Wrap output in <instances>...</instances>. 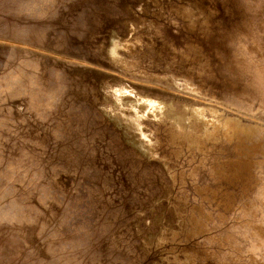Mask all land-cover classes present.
Here are the masks:
<instances>
[{
	"label": "rangeland",
	"instance_id": "374dc122",
	"mask_svg": "<svg viewBox=\"0 0 264 264\" xmlns=\"http://www.w3.org/2000/svg\"><path fill=\"white\" fill-rule=\"evenodd\" d=\"M20 1L0 2V213H7L12 206H18L15 207L13 218L0 219V264H79L80 260V264H264V169L262 174L259 167L264 164V135L254 136L251 133L254 128L264 127V0H192L196 5L191 0H187V3L186 0H59L60 4L58 0H37L34 3L36 7L31 0ZM16 2L21 4L19 10L13 8ZM52 4L56 7L53 8ZM153 4H160L156 7L159 12ZM161 6L167 9L164 10ZM194 9L197 13L193 12ZM145 12L147 14H143ZM151 12H155V15L152 16ZM188 12L192 14L189 15ZM182 13L184 15L181 16ZM177 15L183 18L179 20ZM200 21L203 22L202 25ZM215 23L218 27L221 25V28ZM29 34H34L32 39ZM160 35L162 37L159 38ZM94 41L96 42L93 43ZM117 58L121 60V64ZM162 59L169 64H165ZM23 60L24 63L27 60V66H24ZM153 63H157L155 67ZM113 69H116L115 72ZM132 74L138 75L137 81ZM23 86L25 89H22ZM21 91H26V94ZM187 93L194 95L193 98ZM151 96L154 99L153 106L147 107L146 102L152 101ZM137 98H141V101ZM196 105L200 109H196ZM111 106L113 109H110ZM84 112L87 117L83 115ZM243 115L249 117H242ZM255 117L260 124L256 123L259 121ZM252 118L254 119L251 120ZM236 131L239 135H236ZM245 135L249 140H246ZM250 135L252 137L249 138ZM63 146L66 148H62ZM254 148L257 149L256 152ZM49 150L53 153H49ZM244 151L246 152L243 153ZM249 170L251 172H247ZM249 173L251 175L247 176ZM83 188L86 189L85 192ZM211 194L214 198L209 196ZM77 196L81 198L78 200ZM87 198L91 201L87 202ZM223 198L232 203L235 200L234 206L230 203L233 207L229 208L230 204L228 201L226 204ZM91 202L94 208L91 207ZM83 208H89L87 211L90 213ZM19 217L24 220L18 219ZM97 222L102 223L99 225ZM89 234L92 238H87ZM130 240H133L132 243ZM99 255L102 258H98ZM67 257L73 260L69 261Z\"/></svg>",
	"mask_w": 264,
	"mask_h": 264
},
{
	"label": "bare ground",
	"instance_id": "6f19581e",
	"mask_svg": "<svg viewBox=\"0 0 264 264\" xmlns=\"http://www.w3.org/2000/svg\"><path fill=\"white\" fill-rule=\"evenodd\" d=\"M3 1H4V0H0L1 3H2ZM21 1H22V0H21ZM21 1H20V2H21ZM23 1H24V0H23ZM31 1L33 2L32 5H35L34 3H37V0H31ZM49 1H51V0H49ZM56 1H57V0H56ZM56 1H55V2H56ZM76 1H77V0H76ZM143 1H144V0H143ZM151 1H154V0H151ZM151 1H150V2H151ZM174 1H175V0H174ZM181 1H182V0H181ZM188 1H189V0H188ZM191 1H192V0H191ZM193 1H195V0H193ZM193 1H192V2H193ZM225 1H226V0H225ZM231 1H232V0H231ZM43 2H44V1H43ZM55 2H54V3H55ZM59 2H60V1L58 0V3H59ZM140 2H141V1H140ZM147 2H148V1H147ZM155 2H156V1H155ZM158 2H159V1H158ZM160 2H161V0H160ZM170 2H172V1H170ZM175 2H176V1H175ZM175 2H174V3H175ZM232 2H233V1H232ZM10 3H11V2H10ZM141 3H142V2H141ZM145 3H146V1H145ZM164 3H165V2H164ZM167 3H169V2H167ZM177 3H178V2H177ZM177 3H176V4H177ZM186 3H187V0H186ZM190 3H191V2H190ZM193 3H194V2H193ZM50 4H51V2H50ZM56 4H57V3H56ZM59 4H60V3H59ZM151 4H152V2H151ZM156 4H157V3H156ZM156 4H153V6H155ZM176 4H175V6H176ZM178 4H179V3H178ZM226 4H227V3H226ZM229 4H230V3H229ZM231 4H232V3H231ZM20 5H21V4H19V2H16L15 5L13 6V8L19 10V9H20V8H19ZM22 5H23V3H22ZM52 5H54V4H52ZM128 5H129V4H128ZM139 5H140V4H139ZM142 5H143V4H142ZM159 5H160V4H159ZM159 5H158V6H159ZM168 5H169V4H168ZM170 5H172V4H170ZM170 5H169V6H170ZM182 5H183V4H182ZM191 5H192V4H191ZM193 5H196V3H194ZM205 5H206V4H205ZM37 6H38V5H37ZM50 6H51V5H50ZM57 6H58V4H57ZM92 6H93V5H92ZM136 6H138V5H136ZM146 6H147V5H146ZM158 6H157V5L155 6V9H156V10L158 9V8H156V7H158ZM179 6H180V5H179ZM185 6H187V5H185ZM227 6H228V10H229V5L227 4ZM35 7H36V5H35ZM55 7H56V6L54 5L53 8H55ZM89 7H90V6H89ZM129 7H130V6H129ZM134 7H135V6H134ZM143 7H144V6H143ZM143 7H142V8H143ZM161 7H162V6H161ZM188 7H189V6H188ZM230 7H231V6H230ZM85 8H88V7H85ZM130 8H131V7H130ZM140 8H141V6H140ZM145 8L147 9V7H145ZM148 8H150L151 10L153 9V8H151V7H148ZM162 8H163V7H162ZM168 8H169V7H168ZM177 8H178V6H177ZM177 8L174 7V9H176V10H177ZM195 8H196V7H195ZM239 8H240V7H239ZM163 9H164V8H163ZM163 9H162V11H163ZM165 9H167V8H165ZM165 9H164V10H165ZM179 9H180V8H179ZM189 9H191V7H189ZM223 9H224V8H223ZM230 9H231V8H230ZM235 9H236V8H235ZM235 9H234V10H235ZM88 10H89V9H88ZM94 10H95V9H94ZM97 10H98V9H97ZM131 10H132V9H131ZM156 10H155V11H156ZM172 10H173V9H172ZM187 10H188V9H187ZM198 10H199V9H198ZM198 10H197V11H198ZM31 11H32V8H31ZM31 11H29V12H31ZM98 11H99V10H98ZM133 11H134V10H133ZM143 11H144V9H143ZM157 11H158V10H157ZM167 11L169 12V9H168ZM179 11H180V10H179ZM215 11H216V10H215ZM237 11H238V9H237ZM35 12H36V10H35ZM137 12H138V11H137ZM158 12H159V11H158ZM172 12H173V11H172ZM191 12H192V11H191ZM191 12H190V13H191ZM193 12H196V10L194 9ZM198 12H199V11H198ZM206 12H207V11H206ZM232 12H233V11H232ZM238 12H239V11H238ZM91 13H92V12H91ZM151 13H152V12H151ZM151 13H150V14H151ZM153 13H154V14H153ZM153 13H152V16L155 15V12H153ZM160 13H161V12H160ZM160 13H159V14H160ZM166 13H167V12H166ZM173 13H174V12H173ZM173 13H172V14H173ZM176 13H177V12H176ZM178 13H179V12H178ZM188 13H189V12H188ZM190 13H189V15L192 14V13H191V14H190ZM196 13H197V12H196ZM225 13H226V12H225ZM227 13H228V12H227ZM82 14H83V13H82ZM134 14H135V13H134ZM136 14H137V13H136ZM143 14H147V13L145 12V13H143ZM156 14H157V13H156ZM170 14H171V12H170ZM170 14H169V15H170ZM194 14H195V13H194ZM201 14H203V13L201 12ZM235 14H236V13H234V15H235ZM78 15H80V14H78ZM125 15H126V14H125ZM161 15H162V13H161ZM161 15H160V16H161ZM174 15H175V14H174ZM174 15H173V16H174ZM178 15H179V14H178ZM178 15H177V17H178ZM182 15H184V13H182L181 16H182ZM212 15H213V14H212ZM224 15H226V14H224ZM232 15H233V14H231V17L233 18L234 15H233V16H232ZM134 16H135V15H134ZM138 16H139V15H137V19H138ZM157 16H158V15H157ZM165 16H167V15L165 14ZM186 16H187V15H186ZM205 16H206V15H205ZM205 16H204V18H205ZM227 16H228V15H227ZM140 17L143 18V16H140ZM140 17H139V18H140ZM162 17H163V16H162ZM174 17H175V16H174ZM195 17H196V16H195ZM198 17H201V16H198ZM198 17H197V18H198ZM206 17H207V16H206ZM231 17H230V18H231ZM80 18H81V15H80ZM83 18H84V17H83ZM145 18H148V17H145ZM155 18H156V17H155ZM158 18H159V17H158ZM160 18H161V17H160ZM178 18H179V20H180V19H182L183 17H182V18H181V17H178ZM189 18H190V17H189ZM201 18H202V17H201ZM235 18H236V16H235ZM87 19H88V18H87ZM93 19H94V17H93ZM143 19H144V18H143ZM153 19H154V18H153ZM186 19H187V18L185 17L184 20H186ZM194 19H195V18H193V20H194ZM198 19H199V18H198ZM205 19H206V18H205ZM205 19H203V20H205ZM233 19H234V18H233ZM78 20H79V19H78ZM82 20H83V19H82ZM82 20H80V22H81ZM85 20H86V19H85ZM150 20H151V19H149V21H150ZM162 20H163V19H162ZM165 20H167V19H165ZM193 20H192V21H193ZM203 20H202V21H203ZM206 20H207V19H206ZM206 20H205V21H206ZM219 20H222V18H221V19L219 18ZM228 20H229V19H228ZM236 20H237V19H236ZM143 21H144V20H143ZM156 21H157V20H156ZM156 21H155V22H156ZM170 21H171V20H170ZM170 21H168V22H170ZM195 21H197V19H196ZM202 21H200V22H202ZM237 21H238V20H237ZM80 22H79V23H80ZM126 22H127V21H126ZM126 22H125V23H126ZM140 22H141V20H140ZM151 22H152V21H151ZM153 22H154V20H153ZM181 22H182V21H181ZM188 22H190V21L188 20ZM207 22H208V21H207ZM214 22H215V21H214ZM214 22H213V23H214ZM216 22H217V21H216ZM226 22H227V21H226ZM233 22H234V21H233ZM238 22H239V21H238ZM250 22H251V21H250ZM82 23H83V22H82ZM128 23H129V22H128ZM175 23H176V22H175ZM175 23H174V24H175ZM197 23L200 24L199 22H197ZM229 23H230V21H229ZM134 24H135V23H134ZM136 24H138V23H136ZM153 24H154V23H153ZM157 24H158V23H157ZM159 24H160V21H159ZM161 24H162V21H161ZM184 24H185V22H184ZM202 24H203V22L201 23V25H202ZM210 24H212V23H210ZM217 24H219V23H217ZM220 24H222V23H220ZM224 24H225V22H224ZM258 24H259V23H258ZM155 25H156V23H155ZM169 25H170V24H169ZM181 25H182V24H181ZM193 25H194V24H193ZM201 25H200V27H201ZM208 25H209V24H208ZM214 25H216V23H215ZM231 25H232V24H231ZM85 26H86V25H85ZM211 26H212V25H211ZM216 26H217V25H216ZM222 26H223V24H222ZM226 26H227V25H226ZM87 27H88V26H87ZM87 27H86V28H87ZM137 27H138V26H137ZM137 27H135V28H137ZM171 27H172V26H171ZM192 27H193V26H192ZM192 27H191V28H192ZM203 27H205V26L203 25ZM212 27H213V26H212ZM217 27H218V26H217ZM219 27L221 28V25H220ZM219 27H218V28H219ZM257 27H258V26H257ZM183 28H184V27H183ZM189 28H190V27H189ZM196 28H198V26H197ZM205 28H206V27H205ZM215 28H216V27H215ZM215 28H214V29H215ZM150 29H151V28H150ZM154 29H155V28H154ZM194 29H195V28H194ZM209 29H210V28H209ZM224 29H225V25H224ZM15 30H16V29H15ZM87 30H88V28H87ZM201 30H202V29H201ZM201 30H200V31H201ZM212 30H213V29H212ZM262 30H263V29H262ZM33 31H34V30H33ZM128 31H130L129 28H128ZM138 31H139V30H138ZM140 31H142V30H140ZM205 31L207 32L206 29H205ZM205 31H204V32H205ZM209 31H210V30H209ZM16 32H18V31H16ZM29 32H31V30H30ZM142 32H143V31H142ZM145 32H146V31H145ZM145 32H144V33H145ZM190 32H191V29H190ZM197 32H198V31H197ZM202 32H203V31H202ZM204 32H203V33H204ZM206 32H205V33H206ZM213 32H215V31H213ZM19 33H20V32H19ZM31 33H33V32H31ZM134 33H135V32H134ZM152 33H153V32H152ZM154 33H155V32H154ZM208 33H210V32H208ZM211 33H212V32H211ZM211 33H210V34H211ZM12 34H14V33L12 32ZM20 34H22V32H21ZM87 34H88V33H87ZM147 34H149V33H147ZM215 34H216V33H215ZM221 34H222V33H221ZM31 35H32V34H31ZM31 35L29 34V37L32 39V37L34 36V34H33V36H31ZM37 35H38V34H37ZM37 35H35V36H37ZM60 35H61V34H60ZM90 35H91V34H90ZM93 35H94V34H93ZM151 35H152V34H151ZM208 35H209V34H208ZM213 35H214V34H213ZM213 35H212V36H213ZM21 36H22V35H21ZM91 36H92V35H91ZM91 36H90V37H91ZM38 37H40V36H38ZM38 37H34V38H38ZM43 37H44V36H43ZM52 37H53V36H52ZM63 37H65V36H63ZM93 37H94V36H93ZM127 37H128V35H127ZM156 37H157V36H156ZM160 37H162V35H160L159 38H160ZM163 37H164V35H163ZM46 38H47V36H46ZM58 38H59V37H58ZM60 38H61V36H60ZM203 38H204V36H203ZM206 38H209V37L206 36ZM93 39H94V38H93ZM121 39H122V38H121ZM155 39H156V38H155ZM163 39H164V38H163ZM210 39H211V38H210ZM35 40H36V39H35ZM38 40H39V39H38ZM43 40H44V39H43ZM64 40H65V38H64ZM66 40H67V39H66ZM157 40H158V39H157ZM159 40H160V39H159ZM205 40H206V39H205ZM96 41H97V40H96ZM96 41H94L93 43H95ZM211 41H212V39H211ZM39 42H40V41H39ZM45 42H46V41H45ZM91 42H92V41H91ZM115 42H116V41H115ZM122 42H123V40H122ZM213 42H214V41H213ZM40 43H41V42H40ZM48 43H49V42H48ZM63 43H64V42H63ZM118 43H120V42H118ZM209 43H210V42H209ZM211 43H212V42H211ZM211 43H210V44H211ZM46 44H47V43H46ZM90 44H91V43H90ZM129 44H130V43H129ZM160 44H161V42H160ZM193 44H194V43H193ZM214 44H215V43H214ZM217 44H218V43H217ZM40 45H41V44H40ZM100 45H101V43H100ZM163 45H164V44H163ZM171 45H172V44H171ZM186 45H187V44H186ZM196 45H197V44H196ZM48 46H49V45H48ZM66 46H67V45H66ZM93 46H94V45H93ZM116 46H118L117 43H116ZM187 46H188V45H187ZM215 46H216V45H215ZM45 47H46V46H45ZM50 47H51V46H50ZM165 47H166V46H165ZM190 47H191V46H190ZM216 47H217V46H216ZM58 48H59V46H58ZM94 48H95V46H94ZM107 48H108V47H107ZM53 49H54V48H53ZM97 49H98V48H97ZM117 49L119 50L118 47H117ZM131 49H132V48H131ZM151 49H152V47H151ZM168 49H169V47H168ZM198 49H199V48H198ZM200 49H201V48H200ZM147 50H148V49H147ZM157 50H158V49H157ZM157 50H156V52H157ZM129 51H130V50H129ZM150 51H151V50H150ZM150 51H149V53H150ZM152 51L155 52V50H152ZM199 51H200V50H199ZM105 52H106V51H105ZM131 52H132V50H131ZM147 52H148V51H147ZM203 52H204V51H203ZM107 53H108V52H107ZM160 53H161V52H160ZM197 53H198V52H197ZM200 53H201V52H200ZM115 54H117V53L115 52ZM156 54H157V53H156ZM166 54H167V53H166ZM113 55H114V54H113ZM113 55H112V56H113ZM146 55L149 56L150 54H149V55L146 54ZM158 55H159V54H158ZM202 55H203V56H202L203 58H206V59H207V57H204V54H202ZM116 56H117V55H116ZM132 56H133V55H132ZM197 56H198V55H197ZM109 57H110V56H109ZM161 57H162V56H160V59H161ZM199 57H200V56H199ZM199 57H198V58H199ZM20 58H21V57H20ZM114 58H115V57H114ZM167 58H168V57H167ZM167 58H166V60H167ZM28 59H29V58H28ZM117 59H118V58H117ZM127 59H128V58H127ZM148 59H149V57H148ZM148 59H147V60H148ZM155 59H156V58H155ZM155 59H154V60H155ZM195 59H196V57H195ZM17 60H18V58H17ZM125 60H126V59H125ZM128 60H129V59H128ZM128 60H127V61H128ZM131 60H132V59H131ZM162 60H163V59H162ZM20 61H22V59H21ZM115 61H116V60H115ZM118 61H119L118 63L121 64V60L118 59ZM145 61H146V60H145ZM167 61H169V59H168ZM208 61H209V60H208ZM17 62H19V61H17ZM26 62H27V60L25 61V63H26ZM32 62H33V60H32ZM122 62H124L123 59H122ZM149 62H150V61H149ZM151 62H153V60H152ZM151 62H150V63H151ZM154 62H155V61H154ZM156 62H157V61H156ZM163 62H164V60H163ZM19 63H20V62H19ZM22 63H24V60H23ZM25 63H24V66L26 65ZM33 63H35V62H33ZM115 63H116V62H115ZM125 63H126V62H125ZM150 63H149V64H150ZM164 63H165V62H164ZM166 63H168V62H166ZM166 63H165V64H166ZM113 64H114V63H113ZM120 64H119V65H120ZM144 64H146V63H144ZM151 64H152V63H151ZM153 64H154V63H153ZM156 64H157V63H155L153 66L155 67ZM168 64H169V63H168ZM168 64H167V65H168ZM181 64H182V63H181ZM30 65H31V64H30ZM34 65H35V64H34ZM119 65H118V66H119ZM122 65H125V64H122ZM147 65H148V64H147ZM147 65H146V66H147ZM167 65H165V66H167ZM175 65H176V64H175ZM184 65H186V64H184ZM208 65H209V64H208ZM26 66H27V65H26ZM114 66H115V65H114ZM118 66L116 67V69L118 68ZM146 66H145V67H146ZM160 66H161V65H160ZM160 66H159V67H160ZM20 67H21V66H20ZM126 67H127V66H126ZM147 67L150 68L149 65H148ZM168 67H169V66H168ZM208 67H209V66H208ZM106 68L108 69L109 67H106ZM106 68H105V69H106ZM151 68H153V67L151 66ZM161 68H163V66H162ZM166 68H167V67H166ZM166 68H165V69H166ZM170 68H171V67H170ZM174 68H175V67H174ZM174 68H173V70H174ZM179 68H180V67H179ZM110 69H111V68H110ZM116 69H115V70H116ZM181 69H183V64H182ZM205 69H206V68H205ZM50 70H51V68H50ZM96 70H97V69H96ZM113 70H114V69H113ZM115 70H114V72H115ZM145 70H146V69H145ZM151 70H154V69H151ZM151 70H150V71H151ZM156 70H159V69L157 68ZM156 70H155V71H156ZM206 70H207V69H206ZM209 70H210V68L208 69V71H209ZM159 71H160V70H159ZM166 71H168V70H166ZM180 71H181V70H180ZM211 71H212V70H211ZM110 72H111V71H110ZM119 72H120V71H119ZM153 72H154V71H153ZM156 72H157V71H156ZM173 72H175V71H173ZM183 72H185V71H183ZM183 72H182V73H183ZM188 72H189V71H188ZM48 73H49V72H48ZM104 73H106V72H104ZM112 73H113V72H112ZM125 73H126V72H125ZM129 73H130V72H129ZM129 73H128V74H129ZM131 73H132V72H131ZM159 73H160V72H159ZM144 74H145V73H144ZM176 74H179V72H178V73L176 72ZM208 74H209V73H208ZM211 74H212V73H211ZM114 75H115V73H114ZM119 75H120V74H119ZM126 75H127V74H125V77H126ZM132 75L135 76V74H132ZM145 75L147 76V74H145ZM187 75H188V74H187ZM212 75H213V74H212ZM120 76H121V75H120ZM128 76H129V75H128ZM137 76H138V75H137ZM137 76H135V77H136V81L138 80V79H137ZM122 77H123V76H122ZM125 77H124V78H125ZM129 77H132V76H129ZM135 77H134V79H135ZM140 77H141V76H140ZM140 77H139V78H140ZM203 77H205V76H203ZM118 78H120V77H118ZM147 78H148V77H147ZM147 78H146V79H147ZM121 79H122V78H121ZM125 79H126V78H125ZM140 79L143 80L144 78H140ZM140 79H139V80H140ZM149 79H150V78H149ZM227 79H228V78H227ZM123 80H124V79H123ZM204 80H205V79H204ZM212 80H213V79H212ZM127 81H128V80H127ZM133 81H134V80H133ZM152 81H153V80H152ZM165 81H166V80H165ZM167 81H168V80H167ZM201 81H202V80H201ZM29 82H30V81H29ZM146 82H147V81H146ZM156 82H158V81H156ZM206 82H207V81H206ZM25 83L28 84V82H25ZM134 83H135V82H134ZM139 83H140V82H139ZM154 83H155V82H154ZM160 83H162V82H160ZM169 83L172 84L171 82H169ZM169 83H166V84H169ZM30 84H31V83H30ZM163 84H164V83H163ZM207 84H208V82H207ZM22 85H23V84H22ZM28 85H29V84H28ZM16 86H17V85H16ZM24 86H25V85H24ZM24 86H23V87H24ZM29 86H30V85H29ZM33 86H34V85H33ZM168 86H170V85H168ZM171 86H173V85H171ZM171 86H170V87H171ZM211 86H212V85L210 84V87H211ZM213 86H214V85H213ZM112 87H113V86H112ZM121 87H122V86H121ZM170 87H169V88H170ZM206 87H207V85H206ZM214 87H215V86H214ZM14 88H16V87H14ZM18 88H19V87H18ZM18 88H17V89H18ZM26 88H27V87H26ZM29 88H30V87H29ZM34 88L36 89V87H34ZM128 88H130V87H128ZM131 88H132V87H131ZM151 88H152V87H151ZM12 89H13V88H12ZM22 89H25V87L22 88ZM31 89H32V87L30 88V90H31ZM155 89H156V88H155ZM175 89H176V88H175ZM13 90H14V89H13ZM36 90H37V89H36ZM36 90H35V91H36ZM111 90H112V88H111ZM126 90H127V89H126ZM126 90H125V93H126ZM177 90H178V89H177ZM179 90H181V89H179ZM18 91H19V90H18ZM35 91H33V92H35ZM81 91H82V90H81ZM127 91H128V90H127ZM130 91H132V90H130ZM133 91H134V90H133ZM133 91H132V92H133ZM181 91H182V90H181ZM215 91H216V90H215ZM11 92H12V91H11ZM21 92H22V91H21ZM111 92H112V91H111ZM132 92H131V93H132ZM137 92H138V91H137ZM137 92H136V93H137ZM140 92H141V91H140ZM140 92H139V93H140ZM219 92H220V91H219ZM14 93H15V91H14ZM22 93H25V94H26V91H25V92H22ZM31 93H32V92H31ZM31 93H29V94H31ZM113 93H114V92H113ZM115 93H116V91H115ZM136 93H135V94H136ZM9 94H10V93H9ZM12 94H13V93H12ZM18 94H19V93H18ZM18 94H17V95H18ZM29 94H28V95H29ZM110 94H111V93H110ZM126 94H127V93H126ZM187 94H189V93H187ZM206 94H208V93L206 92ZM17 95H16V97H17ZM19 95L21 96V94H19ZM34 95H35V93H34ZM36 95H37V94H36ZM127 95H129V94H127ZM137 95H138V93H137ZM142 95H143V93H142ZM156 95H157V94H156ZM189 95H190V94H189ZM29 96H33V94H32V95H29ZM143 96H144V95H143ZM147 96H148V94H147ZM190 96H192V95H190ZM193 96H194V95H193ZM193 96H192L191 98H193ZM214 96H215V94H214ZM10 97L13 98L12 95H11ZM73 97H74V96H73ZM132 97H133V96H132ZM139 97H141V96H139ZM139 97H138V98H139ZM180 97H181V96H180ZM218 97H219V96H218ZM133 98H135V97H133ZM138 98H137V99H138ZM144 98H145V97H144ZM148 98H149V97H148ZM148 98H146V99H148ZM184 98H185V97H184ZM196 98H197V97H196ZM131 99H132V98H131ZM135 99H136V98H135ZM135 99H134V100H135ZM140 99H141V98H140ZM140 99H138V100H140ZM155 99H157V98H155ZM158 99H159V98H158ZM174 99H175V98H174ZM216 99H218V98H216ZM2 100H4V98H2ZM19 100H21V99H19ZM51 100H53V99H51ZM151 100H152L153 102L150 101V100H148V101L146 100L147 102L145 101L146 104L148 105L147 107H149V106H150V107L153 106L154 99L152 98V96H151ZM198 100H199V99H198ZM201 100L203 101V99H201ZM78 101H79V100H78ZM116 101H117V100H116ZM118 101H120V99H119ZM140 101H141V100H140ZM205 101H206V100H205ZM32 102L34 103V101H32ZM198 102H199V101H198ZM207 102H208V101H207ZM210 102L212 103V101H210ZM20 103H21V102H20ZM22 103H23V102H22ZM74 103H75V102H74ZM85 103H86V102H85ZM137 103H138V102H137ZM137 103H136V104H137ZM141 103H142V102H141ZM77 104H78V103H77ZM77 104H76L75 108L77 107ZM119 104H120V103H119ZM142 104H143V103H142ZM156 104H157V103L155 102V105H156ZM159 104H160V103H159ZM216 104H217V102H216ZM216 104H215V105H216ZM48 105H49V104H48ZM52 105H53V104H52ZM52 105H51V106H52ZM81 105H82V104H81ZM193 105H195V104H193ZM208 105H210V104H208ZM221 105H222V104H220V106H221ZM256 105H257V104H256ZM64 106H65V105H64ZM86 106H87V105H86ZM98 106H99V105H98ZM120 106H121V105H120ZM129 106H130V103H129ZM129 106H128V107H129ZM162 106H163V105H162ZM173 106H174V105H173ZM197 106H198V105H196V107H197ZM200 106H201V104H200ZM206 106H207V105H206ZM217 106H219V104H218ZM73 107H74V105H73ZM87 107H88V106H87ZM105 107H106V106H104V108H105ZM121 107H122V106H121ZM193 107H195V106H193ZM210 107H211V106H210ZM215 107H216V106H215ZM229 107H231V106H229ZM83 108H84V107H83ZM134 108H135V107H134ZM163 108H164V107H163ZM198 108H199V106H198L196 109H198ZM207 108H208V107H207ZM223 108H224V107H223ZM223 108H222V109H223ZM232 108H233V107H232ZM81 109H82V108H81ZM105 109H106V108H105ZM107 109H108V108H107ZM110 109H113L112 106H111ZM127 109H128V108H127ZM130 109H131V108H130ZM152 109H153V108H152ZM158 109H159V108H158ZM190 109L193 110L194 108H190ZM199 109H200V108H199ZM201 109H202V108H201ZM203 109H204V108H203ZM222 109H221V110H222ZM224 109H226V108H224ZM233 109H236V108H233ZM82 110H83V109H82ZM155 110H156V109H155ZM160 110H161V107H160ZM160 110H159V113H160ZM206 110H207V109H206ZM228 110H229V108H228ZM236 110H238V109H236ZM127 111H128V110H127ZM134 111H136V110H134ZM134 111H133V112H134ZM148 111H151V110H148ZM157 111H158V110H157ZM200 111H201V110H200ZM203 111H204V110H203ZM211 111H212V110H210V108H209V112H211ZM223 111H224V110H223ZM223 111H222V112H223ZM232 111H233V110H232ZM238 111H240V110H238ZM61 112H62V111H61ZM79 112H80V111H79ZM117 112H118V110H117ZM120 112H121V111H120ZM139 112H141V111H139ZM142 112H143V111H142ZM201 112H202V111H201ZM207 112H208V111H207ZM227 112H228V111H227ZM227 112H226V113H227ZM234 112H235V111H234ZM84 113H85V114H83V115H85V117H87L86 112H84ZM125 113H127V112H125ZM153 113H154V112H152V114H153ZM195 113H196V110H195ZM197 113H198V112H197ZM217 113H221V112H218V111H217ZM217 113H216V114H217ZM231 113H232V112H231ZM237 113H238V112H237ZM244 113H245V112H244ZM81 114H82V113H81ZM121 114H122V112H121ZM128 114H129V113H128ZM143 114H144V112H143ZM145 114H146V112H145ZM187 114H188V113H187ZM234 114H235V113H234ZM70 115H71V114H70ZM73 115H74V114H73ZM113 115H114V114H113ZM122 115H123V114H122ZM122 115H121V117H123ZM131 115H132V113H131ZM199 115H200V114L198 113V116H199ZM238 115H239V113H238ZM240 115H241V113H240ZM259 115H260V114H259ZM76 116H78V115H76ZM92 116H93V115H92ZM116 116H117V115H116ZM129 116H130V115H129ZM152 116H155V115H152ZM160 116H161V115H160ZM236 116H237V115H236ZM245 116H246L247 118L249 117V116H247V115H245ZM245 116L243 115L242 117H245ZM74 117H75V116H74ZM126 117H128V115H127ZM126 117H125V118H126ZM132 117H133V116H132ZM146 117H147V116H146ZM200 117H201V116H200ZM226 117H227V116H226ZM252 117H254V116H252ZM72 118H73V117H72ZM82 118H83V116H82ZM133 118H134V117H133ZM152 118H153V117H152ZM155 118H156V120H157V117H156V116H155ZM250 118H251V116H250ZM256 118H257V117H255V119H256ZM68 119H69V118H68ZM83 119H85V118H83ZM163 119H164V117H163ZM227 119H228V117H227ZM239 119H240V118H239ZM253 119H254V118H252L251 120H253ZM262 119H263V118H262ZM126 120H127V118H126ZM172 120H173V119H172ZM172 120H170V122H171ZM185 120H186V119H185ZM188 120H189V119H188ZM229 120H230V118H229ZM232 120H233V119H232ZM245 120H246V118H245ZM257 120H258V118H257ZM257 120H256V121H257ZM58 121H60V120L58 119ZM69 121H70V120H69ZM69 121H68V123H69ZM75 121H76V118H75ZM208 121H209V120H208ZM241 121H242V120H241ZM258 121H259V120H258ZM71 122H72V120H71ZM82 122H83V121H82ZM127 122H128V121H127ZM173 122H175V121H173ZM204 122H206V121H204ZM58 123H59V122H58ZM63 123H64V122H63ZM68 123H67V125H68ZM77 123H78V122H77ZM83 123H85V122H83ZM91 123H92V122H91ZM156 123H157V122H156ZM175 123H176V122H175ZM225 123H226V122H225ZM241 123H242V122H241ZM256 123H259V124H260V121H259V122H256ZM261 123H263V122H261ZM60 124H62V123H60ZM69 124H70V123H69ZM79 124H80V123H79ZM81 124H82V123H81ZM85 124H86V123H85ZM87 124H88V122H87ZM130 124H131V123H130ZM133 124H134V123H133ZM154 124H155V123H154ZM216 124H217V123H216ZM226 124H227V123H226ZM54 125H55V124H54ZM62 125H63V124H62ZM70 125H71V124H70ZM122 125H123V124H122ZM157 125H158V124H157ZM159 125H160V124H159ZM163 125H164V124H163ZM168 125H169V124H168ZM188 125H189V124H188ZM206 125H207V123H206ZM227 125H229V124H227ZM230 125H231V124H230ZM245 125H247V124H245ZM261 125H262V124H261ZM46 126H48V125H46ZM59 126H60V125H59ZM73 126H74V124H73ZM82 126H83V125H82ZM84 126H85V125H84ZM84 126H83V127H84ZM134 126H135V125H134ZM161 126H162V125H161ZM161 126H160V127H161ZM171 126H172V125H171ZM234 126H236V125H234ZM239 126H240V125H239ZM247 126H248V127H251V126H249V125H247ZM252 126H253V125H252ZM255 126H256V125H255ZM259 126H260V125H259ZM263 126H264V124H263ZM57 127H58V126H57ZM60 127H61V126H60ZM62 127H64V126H62ZM76 127H77V126H76ZM136 127H137V126H135V128H136ZM186 127H187V125H186ZM236 127H237V126H236ZM243 127H245V126H243ZM256 127H258V126H256ZM47 128H49V127H47ZM47 128H46V130H47ZM51 128H52V127H51ZM58 128H59V127H58ZM80 128H81V127L79 126V129H80ZM164 128H165V127H164ZM166 128H167V127H166ZM175 128H176V126H175ZM175 128H174V130H175ZM232 128H233V127H232ZM232 128H231V129H232ZM246 128H247V127H246ZM252 128H253V127H251V129H252ZM68 129H69V127H68ZM83 129H84V128H83ZM148 129H149V128H148ZM172 129H173V128H172ZM181 129H183V128H181ZM184 129H185V128H184ZM51 130H52V129H51ZM51 130H50V132H51ZM53 130H55V129H53ZM162 130H163V128H162ZM164 130H165V129H164ZM190 130H191V129H190ZM234 130H235V129H234ZM240 130H241V129H240ZM240 130H239V131H240ZM47 131H48V130H47ZM167 131H168V130H167ZM192 131H193V130H192ZM197 131H198V130H197ZM200 131H201V130H200ZM227 131H229V129H228ZM230 131H231V130H230ZM243 131H244V130H243ZM246 131H247V130H246ZM56 132H57V130H56ZM56 132H54V133H56ZM60 132H61V131H60ZM64 132H65V130H64ZM137 132H138V134H139V131H138V130H137ZM149 132H150V131H149ZM176 132H177V131H176ZM194 132H195V131H194ZM201 132H202V131H201ZM231 132H232V131H231ZM231 132H229V133H231ZM236 132H237L238 134H236V133H235V134H236V135H239V132H238V131H236ZM248 132H249V131H248ZM252 132H253L254 136H257V135H259V134H260V135H264V127H263V128H262V127L254 128L253 131H251V133H252ZM57 133H59V132H57ZM73 133H74V131H73ZM81 133H82V132H81ZM128 133H130V132H128ZM144 133H145V132H144ZM144 133H143V135H144ZM182 133H183V132H182ZM224 133H225V131H224ZM245 133H246V132H245ZM251 133H249V134H251ZM45 134H46V133H45ZM51 134H52V133H51ZM59 134H60V133H59ZM59 134L57 135V139H59V138H58ZM66 134H67V133H64V135H66ZM136 134H137V133H136ZM145 134H146V133H145ZM166 134H167V133H166ZM179 134H181V133H179ZM207 134H208V133H207ZM233 134H234V133H233ZM243 134H244V133H243ZM41 135H42V134H41ZM67 135H68V134H67ZM146 135H147V134H146ZM146 135H145V136H146ZM164 135H165V133H164ZM168 135H169V134H168ZM227 135H228V132H227ZM229 135H230V134H229ZM229 135H228V136H229ZM231 135H232V134H231ZM251 135H252V134H251ZM251 135L249 136V138L252 137ZM39 136H40V135H39ZM52 136H53V135H52ZM145 136H144V138H145ZM147 136H148V135H147ZM188 136H189V135H188ZM224 136L226 137V135H224ZM228 136H227V137H228ZM233 136H234V135H233ZM233 136H232V138H233ZM53 137H54V136H53ZM62 137H63V136H62ZM82 137H83V135H82ZM168 137H170V136H168ZM184 137H185V135H184ZM189 137H190V136H189ZM242 137H243V136H242ZM245 137H247V138H246V140H247V139H248V136L245 135ZM40 138H41V137H40ZM47 138H48V137H47ZM55 138H56V137H55ZM60 138H61V137H60ZM83 138H85V137H83ZM139 138H140V137H139ZM141 138H142V137H141ZM144 138H142V139H144ZM147 138H148V137H147ZM190 138H191V137H190ZM230 138H231V136H230ZM232 138H231V139H232ZM236 138H238V137L236 136ZM57 139H56V140H57ZM61 139H62V138H61ZM63 139H64V138H63ZM65 139H66V137H65ZM67 139H68V138H67ZM67 139H66V140H67ZM74 139H75V138H74ZM78 139H79V138H78ZM85 139H86V138H85ZM89 139H90V138H89ZM124 139H125V138H124ZM198 139H199V138H198ZM202 139H203V138H202ZM211 139H212V138H211ZM211 139H210V140H211ZM228 139H229V138H228ZM231 139H229V140H231ZM239 139L241 140V138H239ZM47 140H48V139H46V141H47ZM66 140H65V141H66ZM152 140H153V139H152ZM170 140H171V139H170ZM200 140H201V139H200ZM240 140H239V141H240ZM248 140H249V139H248ZM49 141H50V140H49ZM62 141H63V140H62ZM65 141H64V142H65ZM100 141H101V140H100ZM141 141H142V140H141ZM145 141H146V139H145ZM186 141H187V140H186ZM193 141H195V140L193 139ZM50 142H51V141H50ZM52 142H53V141H52ZM137 142H138V141H137ZM146 142H148V141H146ZM173 142H174V141H173ZM178 142H180V141H178ZM178 142H177V143H178ZM187 142H189V141H187ZM198 142H199V141H198ZM202 142H203V141H202ZM259 142H260V141H259ZM43 143H44V142H43ZM47 143H49V142H47ZM62 143H63V142H62ZM74 143H75V142L73 141V144H74ZM76 143H78V142L76 141ZM200 143H201V142H200ZM240 143H243V142H240ZM144 144H145V143H144ZM146 144H147V143H146ZM149 144H150V143H149ZM171 144H172V143H171ZM201 144H202V143H201ZM229 144H230V143H229ZM243 144H244V143H243ZM260 144H261V142H260ZM260 144H259V145H260ZM46 145H47V144H46ZM51 145H54V144L52 143ZM51 145H50V146H51ZM63 145H64V144H63ZM71 145H72V144H71ZM86 145H87V144H86ZM183 145H184V144H183ZM183 145H181V146H183ZM186 145H187V144H186ZM202 145H204V143H203ZM235 145H236V144H235ZM244 145H245V144H244ZM252 145H253V143H252ZM252 145H249V146L252 147ZM48 146H49V145H48ZM61 146H62V144H61ZM149 146H150V145H149ZM174 146H175V145H174ZM174 146H173V147H174ZM200 146H201V145H200ZM239 146H240V145H239ZM241 146H242V145H241ZM245 146H246V145H245ZM247 146H248V145H247ZM260 146H261V145H260ZM53 147H55V145H54ZM72 147H73V146H72ZM74 147H77V146H74ZM106 147H107V146H106ZM243 147H244V146H243ZM256 147H257V146H256ZM258 147H259V146H258ZM62 148L65 149L66 147L63 146ZM151 148H152V147H151ZM234 148H235V146H234ZM239 148H240V147H239ZM260 148H261V147H260ZM48 149H49V148H48ZM181 149H182V148H181ZM237 149H238V148H237ZM241 149H242V148H241ZM248 149H249V148H248ZM261 149H262V148H261ZM44 150H45V149H44ZM77 150H78V149H77ZM88 150H89V149H88ZM110 150H111V149H110ZM172 150H174V148H173ZM175 150H176V149H175ZM249 150H250V149H249ZM256 150H257V149L254 148V151H255V152H256ZM258 150H259V149H258ZM57 151H59V150H57ZM113 151H114V150H113ZM117 151H118V150H117ZM176 151H177V150H176ZM176 151H175V152L173 151V152L177 154ZM233 151H235V150H233ZM260 151H261V150H260ZM44 152H45V151H44ZM47 152H48V151H47ZM50 152H51V151L49 150V153H50ZM148 152H150V151H148ZM245 152H246V151H244L243 153H245ZM250 152H251V151H250ZM257 152H258V151H257ZM49 153H47V154H49ZM52 153H53V152H51V154H52ZM54 153H55V152H54ZM117 153H118V152H117ZM150 153H152V152H150ZM150 153H149V154H150ZM232 153H233V152H232ZM237 153H238V152H237ZM243 153H242V154H243ZM247 153H248V152H247ZM47 154H46V155H47ZM55 154H56V153H55ZM80 154H81V153H80ZM193 154H194V153H193ZM263 154H264V153H263ZM43 155H44V154H43ZM59 155H60V154H59ZM59 155H58V156H59ZM81 155H82V154H81ZM84 155H85V154H84ZM171 155H172V154H171ZM218 155H219V154H218ZM235 155H236V153H235ZM240 155H241V154H240ZM250 155H252V154H250ZM259 155H260V154H259ZM50 156H51V155H50ZM67 156H68V155H67ZM85 156H86V155H85ZM228 156H230V155H228ZM247 156H249V155H247ZM65 157H66V156H65ZM179 157H180V156H179ZM225 157H226V156H225ZM237 157H238V154H237ZM249 157H250V156H249ZM44 158L46 159V156H44ZM51 158H52V157H51ZM59 158H61V157H59ZM170 158H171V157H170ZM247 158H248V157H247ZM41 159H42V157H41ZM91 159H92V158H91ZM155 159H156V158H155ZM175 159H176V158H175ZM178 159H179V158H178ZM184 159H185V158H184ZM229 159H230V157H229ZM234 159L236 160L235 157H234ZM238 159H239V158H238ZM240 159H241V157H240ZM46 160H48V159H46ZM53 160H54V159H53ZM55 160H57V159H56V155H55ZM55 160H54V161H55ZM58 160H59V159H58ZM62 160H64V159H62ZM62 160H60L61 163H62ZM72 160H73V159H72ZM224 160H225V159H224ZM259 160H260V159H259ZM32 161H33V159H32ZM32 161H31V162H32ZM48 161H49V160H48ZM54 161H53V162H54ZM82 161H83V160H82ZM87 161H88V159H87ZM92 161H93V160H92ZM159 161H160V160H159ZM164 161H165V160H164ZM33 162H34V161H33ZM45 162H46V161H45ZM49 162H50V161H49ZM51 162H52V161H51ZM78 162H79V161H78ZM96 162H97V159H96ZM160 162H161V161H160ZM194 162H195V161H194ZM215 162H216V161H215ZM92 163H93V162H92ZM110 163H111V162H110ZM161 163H162V162H161ZM170 163H172V162H170ZM218 163H219V162H218ZM85 164H86V163H85ZM156 164H157V163H156ZM190 164H191V162H190ZM221 164H222V163H220V165H221ZM38 165H39V163H38ZM49 165H50V164H49ZM51 165H52V164H51ZM66 165H67V164H66ZM99 165H100V163H99ZM101 165H102V164H101ZM167 165H168V164H167ZM169 165H170V164H169ZM172 165H173V164H172ZM41 166H42V164L40 165V167H41ZM45 166H46V165H45ZM47 166H48V165H47ZM53 166H54V165H53ZM57 166H58V164H57ZM60 166H61V165H60ZM63 166H64V165H63ZM63 166H62V167H63ZM72 166H73V165H72ZM126 166H127V165H126ZM198 166H199V165H198ZM216 166H217V165H216ZM222 166H223V165H222ZM241 166H242V165H241ZM36 167H38V166H36ZM85 167H86V166H85ZM108 167H109V166H107V168H108ZM111 167H113V166H111ZM145 167H146V166H145ZM165 167H166V166H165ZM170 167L172 168V166H170ZM173 167H174V166H173ZM218 167H219V166H218ZM250 167H251V166H250ZM252 167H253V166H252ZM259 167H260V169H262L261 172H262V174H263L264 164H260ZM34 168H35V167H34ZM43 168H44V167H43ZM45 168H46V167H45ZM52 168H53V167H52ZM55 168H56V167H54V169H55ZM72 168H74V167H72ZM88 168H89V167H88ZM94 168H95V167H94ZM107 168H106V169H107ZM119 168H121V167H119ZM119 168H118V169H119ZM167 168H168V166H167ZM176 168H178V167L176 166ZM220 168H221V167H220ZM220 168H218V169H220ZM223 168H224V167H222V169H223ZM18 169H19V168H18ZM37 169H39V168H37ZM40 169H41V168H40ZM60 169H61V168H60ZM80 169H81V168H80ZM97 169H99V167H98ZM103 169H104V168H103ZM173 169H174V168H173ZM187 169H188V168H187ZM212 169H213V168H212ZM216 169H217V167H216ZM249 169H250V168H249ZM15 170H16V169H15ZM44 170H45V169H44ZM46 170H47V169H46ZM63 170H64V168H63ZM82 170H83V169H82ZM234 170H235V168H234ZM236 170H237V169H236ZM16 171H17V170H16ZM47 171H48V170H47ZM85 171H86V169H85ZM87 171H88V169H87ZM94 171H95V170H94ZM100 171H101V169H100ZM104 171H106V170H104ZM117 171H118V170H117ZM210 171H211V170H210ZM217 171H219V170H217ZM223 171H224V169H223ZM17 172H19V171H17ZM41 172L43 173V171H41ZM82 172H83V171H82ZM82 172H81V173H82ZM215 172H216V171H215ZM242 172H243V171H242ZM247 172H251V171L249 170V171H247ZM247 172H246V173H247ZM42 173H41V174H42ZM47 173H48V172H47ZM87 173H88V172H87ZM87 173H85L84 175H86ZM108 173H109V171H108ZM115 173H116V172H115ZM221 173H222V171H221ZM221 173H220V174H221ZM223 173H224V172H223ZM227 173H228V172H227ZM234 173H235V172H234ZM15 174H16V173H15ZM104 174H105V172H104ZM117 174H119V173H117ZM131 174H132V173H131ZM217 174H219V172H218ZM232 174H233V173H232ZM38 175H39V174H38ZM53 175L55 176L54 172H53ZM82 175H83V174H82ZM102 175H103V174H102ZM128 175H129V174H128ZM168 175H169V174H168ZM171 175H172V174H171ZM223 175H224V174H223ZM243 175H244V174H243ZM250 175H251V174L249 173V175H247V176H250ZM16 176H17V175H16ZM41 176H42V175H41ZM43 176H44V175H43ZM50 176H51V175H50ZM76 176H77V175H76ZM86 176H87V175H86ZM90 176H91V175H90ZM90 176H89V177H90ZM124 176H125V174H124ZM132 176H133V175H131V177H132ZM142 176H143V175H142ZM46 177H47V176H46ZM81 177H82V176H81ZM222 177H223V176H222ZM222 177H221V179H222ZM16 178H17V177H16ZM16 178H15V179H16ZM51 178H52V177H50V179H51ZM72 178H73V177H72ZM76 178L78 179L79 177L77 176ZM76 178H75V179H76ZM92 178H93V177H92ZM114 178H115V177H114ZM125 178H126V176H125ZM128 178H129V177H128ZM142 178H143V177H142ZM144 178H145V177H144ZM228 178H229V177H228ZM246 178H248V177H246ZM246 178H245V179H246ZM41 179H42V178H41ZM47 179H48V178H47ZM70 179H71V178H70ZM86 179H87V177H86ZM90 179H91V178H90ZM94 179H95V178H94ZM184 179H185V178H184ZM221 179H220V180H221ZM43 180H44V179H43ZM78 180H79V179H78ZM81 180H82V179H81ZM220 180H218V181H220ZM225 180H226V175H225ZM231 180H232V178H231ZM44 181H46V178H45ZM49 181H50V180H49ZM70 181H71V180H70ZM88 181H89V180H88ZM172 181H173V180H172ZM218 181H216V182H218ZM248 181H249V180H248ZM41 182H42V181H41ZM71 182H72V181H71ZM90 182H91V181H90ZM116 182H117V181H116ZM232 182H233V181H232ZM47 183H48V182H47ZM83 183H84V182H83ZM214 183H215V182H214ZM218 183H219V182H218ZM218 183H217V184H218ZM221 183H222V182H221ZM225 183H226V181H225ZM225 183H223V184H225ZM234 183H235V182H233V184H234ZM239 183H240V182H239ZM50 184H51V183H50ZM58 184H59V183H58ZM58 184H56V185H58ZM76 184H77V183H76ZM76 184H75V185H76ZM94 184H95V183H94ZM130 184H131V183H130ZM147 184H149V183H147ZM171 184H172V183H171ZM235 184H236V183H235ZM235 184H234V185H235ZM240 184H241V183H240ZM243 184H245V183H243ZM44 185H45V184H44ZM46 185H47V184H46ZM46 185H45V186H46ZM48 185H49V184H48ZM51 185H52V184H51ZM92 185H93V184H92ZM92 185H91V186H92ZM95 185H96V184H95ZM107 185H108V184H107ZM226 185H227V184H226ZM252 185H253V184H252ZM45 186H44V187H45ZM68 186H69V185H68ZM86 186H89V184L86 185ZM111 186H112V185H111ZM117 186H118V184H117ZM121 186H122V185H121ZM132 186H133V185H132ZM147 186H148V185H147ZM208 186H209V185H208ZM211 186H213V185H211ZM214 186H216V184H214ZM217 186H218V185H217ZM235 186H236V185H235ZM235 186H233V187L235 188ZM244 186H246V185H244ZM51 187L53 188V186H51ZM51 187L49 186V188H51ZM60 187H61V186H60ZM81 187H83V186L81 185ZM81 187H80V188H81ZM84 187H85V186H84ZM109 187H110V186H109ZM219 187L221 188V185H220ZM229 187H230V186H229ZM236 187H237V186H236ZM248 187H249V185H248ZM45 188H46V187H45ZM52 188H51V189H52ZM117 188H118V187H117ZM170 188H172V187H170ZM214 188H215V187H214ZM220 188H219V189H220ZM234 188H233V189H234ZM240 188H241V186H240ZM246 188H247V186H246ZM46 189H47V188H46ZM71 189H74V187L71 188ZM83 189H84V188H83ZM87 189H88V188H87ZM94 189H96V188L94 187ZM110 189H111V188H110ZM119 189H120V188H119ZM135 189H136V188H135ZM137 189H138V188H137ZM151 189H153V188H151ZM172 189L174 190V188H172ZM206 189H207V188H205V190H206ZM208 189H209V188H208ZM221 189H222V188H221ZM226 189L228 190V185H227V188H226ZM233 189H232V190H233ZM235 189H236V188H235ZM68 190H69V189H68ZM77 190H78V189H77ZM79 190H80V189H79ZM114 190H115V189H114ZM141 190H143V189H141ZM145 190H146V189H145ZM209 190H210V189H209ZM241 190H242V189H241ZM49 191H50V189H49ZM56 191H57V189H55V192H56ZM59 191H60V190H59ZM75 191H76V190H75ZM83 191L85 192L86 189H84ZM122 191H124V189H123ZM132 191H134V190H132ZM132 191H131V192H132ZM206 191H207V190H206ZM225 191H226V190H225ZM47 192H48V190H47ZM57 192H58V191H57ZM78 192H79V191H78ZM81 192H82V191H81ZM117 192H118V191H117ZM210 192H211V190H210ZM213 192H216V190L214 191V189H213ZM217 192H219V191H217ZM227 192H229V191H227ZM230 192H231V191H230ZM234 192H235V191H234ZM51 193H52V192H51ZM51 193H49V194H51ZM62 193H63V192H62ZM68 193H69V192H68ZM68 193H67V194H68ZM100 193H101V192H100ZM201 193H203V192H201ZM208 193H209V192H208ZM211 193H212V192H211ZM243 193H244V192H243ZM58 194H60V193H58ZM63 194H64V193H63ZM85 194H86V193H85ZM87 194H89V193H87ZM87 194H86V195H87ZM130 194H131V193H130ZM132 194H133V193H132ZM199 194H200V191H199ZM206 194H207V193H206ZM153 195H154V194H153ZM168 195H170V193H169ZM51 196L53 197V195H51ZM70 196H71V195H70ZM72 196H73V195H72ZM72 196H71V197H72ZM185 196H186V195H185ZM209 196H211V198H212V197H213V194H211V195H209ZM217 196H218V194H217ZM219 196H220V193H219ZM222 196H224V195H222ZM63 197H64V195H63ZM74 197H75V196H74ZM77 197H78L77 199L79 200V197H80V196H77ZM82 197H83V196H82ZM84 197H86V196H84ZM90 197H91V196H90ZM106 197H107V195H106ZM186 197H188V196H186ZM206 197H207V200H208V196H206ZM224 197H225V196H224ZM229 197H230V195H229ZM229 197H228V198H229ZM231 197H232V196H231ZM245 197H246V195H245ZM53 198H54V197H53ZM64 198H65V197H64ZM80 198H81V197H80ZM213 198H214V197H213ZM218 198H219V197H218ZM220 198H221V197H220ZM220 198H219V199H220ZM84 199H85V198H84ZM84 199H82V201H83ZM91 199H92V198H91ZM172 199H173V198H172ZM182 199H183V198H182ZM225 199H226V198H225ZM225 199L223 198V200H224L225 203L227 204V201H228L230 198L227 199V200H225ZM75 200H76V199H75ZM164 200H165V199H164ZM207 200H206V201H207ZM212 200L214 201V199H212ZM223 200H221V201H223ZM232 200H233V199H232ZM241 200H242V199H241ZM88 201H89V200H88V198H87V202H88ZM90 201H91V200H90ZM90 201H89V202H90ZM93 201H94V200H93ZM201 201H202V200H201ZM208 201H209V200H208ZM215 201H216V200H215ZM219 201H220V200H219ZM221 201H220V202H221ZM234 201H235V200H234ZM234 201H233V203H232V201L230 200V202L228 201V203H229V204L232 203V205H233V204H234ZM83 202H84V201H83ZM83 202H82V203H83ZM129 202H130V201H129ZM167 202H168V200H167ZM172 202H173V201H172ZM56 203H57V202H56ZM62 203H63V202H62ZM75 203H76V202H75ZM173 203H174V202H173ZM180 203H181V202H180ZM218 203H219V202H218ZM225 203H224V204H225ZM76 204H78V203H76ZM79 204H81V202H80ZM83 204H85V203H83ZM83 204H82V205H83ZM87 204H89V203H87ZM87 204H86V205H87ZM92 204H93V203L91 202V205H92ZM169 204H171V203H169ZM46 205H47V204H46ZM167 205H168V204H167ZM171 205H173V204H171ZM174 205H175V203H174ZM174 205H173V206H174ZM176 205H177V204H176ZM216 205H217V203H216ZM232 205L230 204L229 208H230ZM246 205H247V204H246ZM76 206H77V205H76ZM83 206H85V205H83ZM168 206H169V205H168ZM177 206H178V205H177ZM200 206H201V205H200ZM200 206H199V207H200ZM219 206H221V204H220ZM222 206H223V205H222ZM233 206H234V205H233ZM233 206H232V207H233ZM247 206H248V205H247ZM15 207H18V206H12L11 209H10V211H8L7 213H0V219H4V217H5V219H6L7 217H9V218H10V217L13 218L12 216H13V214H14ZM73 207H74V205H73ZM91 207L94 208L93 205H92ZM91 207H90V208H91ZM192 207H193V206H192ZM192 207H191V208H192ZM223 207H225V206H223ZM226 207H228V205H227ZM232 207H231V208H232ZM71 208H72V206H71ZM81 208H82V207H81ZM166 208H167V207H166ZM174 208H175V207H174ZM174 208H173V209H174ZM177 208H178V207H177ZM182 208H183V205H182ZM196 208H197V210L199 209L197 206H196ZM215 208H216V206H215ZM215 208H214V210H215ZM69 209H70V208H69ZM78 209H79V208H78ZM83 209H84V208H83ZM85 209H86V208H85ZM85 209H84V210H85ZM87 209H89V208H87ZM87 209H86V211H87ZM150 209H151V208H150ZM152 209H153V208H152ZM180 209H181V207H180ZM185 209H186V208H185ZM194 209H195V208H194ZM223 209H224V208H223ZM44 210H45V209H44ZM71 210H72V209H71ZM84 210H82V211H84ZM90 210H91V209H90ZM90 210H89V211H90ZM142 210H143V209H142ZM227 210H228V209H227ZM229 210H230V209H229ZM20 211H21V210H20ZM99 211H100V210H99ZM173 211H174V210H173ZM200 211H201V210H200ZM67 212H68V211H67ZM70 212H71V211H70ZM70 212H69V214H71ZM74 212H75V210H74ZM78 212H79V211H78ZM87 212H88V211H87ZM135 212H136V211H135ZM138 212H139V211H138ZM178 212H179V210H178ZM223 212H224V210H223ZM227 212H229V211H227ZM76 213H77V212H76ZM84 213H85V211H84ZM88 213H90V212H88ZM88 213H87V214H88ZM91 213H92V210H91ZM139 213H140V212H139ZM152 213H153V212H152ZM182 213H186V212H182ZM19 214H21V213H19ZM74 214H75V213H74ZM77 214H78V213H77ZM190 214H193V213L191 212ZM21 215H22V214H21ZM21 215H20V216H21ZM72 215H73V214H72ZM72 215H70V216H72ZM78 215H79V214H78ZM90 215H91V214H90ZM16 216H18V215L16 214ZM79 216H80V215H79ZM86 216H87V215H86ZM102 216H103V215H102ZM184 216H185V215H184ZM191 216H192V215H191ZM175 217H176V216H175ZM178 217H179V216H178ZM202 217H203V216H202ZM20 218H21V217H19L18 219H20ZM22 218H23V217H22ZM22 218H21V219H22ZM73 218H74V217H73ZM75 218H76V217H75ZM75 218H74V220H75ZM83 218H84V217H82V219H83ZM131 218H132V217H131ZM193 218H194V217H193ZM199 218H200V217H199ZM21 219H20V220H21ZM85 219H86V218H85ZM87 219H89V218H87ZM151 219H152V218H151ZM176 219H177V217H176ZM23 220H24V218H23ZM72 220H73V219H72ZM76 220H77V219H76ZM76 220H75V221H76ZM96 220H98V218H97ZM96 220H95V221H96ZM161 220H163V218H161ZM179 220H182V218H180ZM179 220H177V222H178ZM210 220H211V219H210ZM18 221H19V220H18ZM68 221H69V220H68ZM75 221H74V222H75ZM79 221H80V219H79ZM82 221H83V220H82ZM145 221H146V220H145ZM191 221H192V219H191ZM70 222H73V221H70ZM86 222H87V221H86ZM192 222H193V221H192ZM192 222H191V223H192ZM89 223H90V222H89ZM89 223H88V224H89ZM97 223H99V225H100V223H102V222H97ZM161 223H162V221H161ZM167 223H168V222H167ZM167 223H166V224H167ZM175 223H176V222H175ZM182 223H183V222H182ZM184 223H185V221H184ZM193 223H194V222H193ZM72 224H73V223H72ZM82 224H83V223H82ZM91 224H92V220H91ZM91 224H90V225H91ZM176 224H177V223H176ZM189 224H190V223H189ZM195 224H196V223H195ZM85 225H86V224H85ZM90 225H89V226H90ZM94 225H95V224H94ZM101 225H102V224H101ZM177 225H178V224H177ZM180 225H182V224L180 223ZM77 226H78V225H77ZM83 226H84V225H83ZM141 226H142V225H141ZM203 226H205V225H203ZM87 227H88V226H87ZM87 227H86V228H87ZM91 227H92V226H91ZM66 228H68V227H66ZM66 228H65V229H66ZM69 228H70V227H69ZM73 228H74V227H73ZM78 228H79V226H78ZM81 228H83V227H81ZM86 228H85V230H86ZM102 228H103V225H102ZM164 228H165V227H164ZM179 228H181V227H179ZM188 228H189V227H188ZM193 228H195V227H193ZM65 229H64V232H65ZM70 229H72V228H70ZM70 229H69V230H70ZM79 229H80V228H79ZM79 229H78V230H79ZM83 229H84V228H83ZM92 229H94V227H93ZM95 229H96V228H95ZM97 229H98V228H97ZM103 229H104V228H103ZM118 229H119V228H118ZM159 229H160V227H159ZM165 229H166V228H165ZM171 229H172V228H171ZM185 229H186V228H185ZM198 229H199V228H198ZM200 229H201V228H200ZM72 230H74V229H72ZM88 230H90L89 227H88ZM98 230H99V229H98ZM180 230H181V229H180ZM191 230H193V229H191ZM79 231H81V230H79ZM93 231H95V230H93ZM96 231H97V230H96ZM111 231H113V230H111ZM161 231H162V230H161ZM164 231H165V230H164ZM168 231H169V230H168ZM185 231H186V230H185ZM197 231H201V230H197ZM197 231H196V232H197ZM202 231H203V230H202ZM66 232H67V231H66ZM75 232H76V231H75ZM75 232H74V233H75ZM86 232H87V230H86ZM89 232H90V231H89ZM97 232H98V231H97ZM123 232H124V231H123ZM173 232H174V231H173ZM183 232H184V231H183ZM187 232H188V231H187ZM205 232H206V231H205ZM205 232H204V233H205ZM68 233H69V232H68ZM70 233H71V231H70ZM70 233H69V234H70ZM83 233H84V232H83ZM92 233H93V232H92ZM110 233H111V232H110ZM143 233H144V232H143ZM199 233H201V232H199ZM207 233H208V232H207ZM69 234H64V235H69ZM81 234H82V232H81ZM163 234H165V233H163ZM178 234H179V233H178ZM178 234H177V236H178ZM180 234H181V233H180ZM184 234H185V233H184ZM186 234H188V233H186ZM89 235H90V236H88L87 238L91 237V234H89ZM93 235H94V234H93ZM97 235H98V234H97ZM111 235H112V234H111ZM143 235H144V234H143ZM182 235H183V234H182ZM78 236H81V235H78ZM83 236H84V235H83ZM86 236H87V235H86ZM118 236H119V235H118ZM156 236H157V235H156ZM172 236H173V235H172ZM174 236H176V235H174ZM140 237H141V236H140ZM178 237H179V236H178ZM185 237H186V236H185ZM190 237H191V236H190ZM193 237H194V236H193ZM81 238H82V237H81ZM84 238L87 239L86 237H84ZM91 238H92V237H91ZM164 238H165V236H164ZM183 238H184V237H183ZM95 239H96V238H95ZM154 239H155V238H154ZM158 239H159V238H158ZM175 239H176V238H175ZM179 239H180V238H179ZM82 240H83V239H82ZM90 240H92V239H90ZM103 240H104V239H103ZM123 240H124V239H123ZM126 240H127V239H126ZM142 240H143V239H142ZM216 240H217V239H216ZM77 241H78V239H77ZM79 241H80V240H79ZM79 241H78V242H79ZM87 241H88V239H87ZM87 241H86V242H87ZM131 241H133V240H130V242H131ZM162 241H163V240H162ZM167 241H168V240H167ZM187 241H189V240H187ZM191 241H192V240H191ZM65 242H66V241H65ZM78 242H77L76 244H78ZM80 242H81V241H80ZM86 242H84V243H86ZM136 242H139V241H136ZM142 242H143V241H142ZM169 242H170V241H169ZM172 242H173V241H172ZM194 242H195V241H194ZM71 243H72V242H71ZM93 243H94V242H93ZM93 243H92V244H93ZM131 243H132V242H131ZM133 243H134V242H133ZM156 243H157V242H156ZM167 243H168V242H167ZM170 243H171V242H170ZM92 244H91V245H92ZM165 244H166V243H165ZM178 244H180V243H179V240H178ZM196 244H197V243H196ZM66 245H67V244H66ZM71 245H73V244H71ZM79 245H80V244H79ZM81 245H82V244H81ZM169 245H170V244H169ZM189 245H191V244L189 243ZM197 245H198V244H197ZM60 246H61V245H60ZM67 246H68V245H67ZM85 246H86V245H85ZM85 246H83L84 249L86 248ZM116 246H117V245H116ZM119 246H120V245H119ZM127 246H128V245H127ZM127 246H126V247H127ZM160 246H161V245H160ZM162 246H163V245H162ZM194 246H195V244H194ZM92 247H93V246H92ZM102 247H103V246H102ZM129 247H130V246H129ZM146 247H147V246H146ZM156 247H157V246H156ZM158 247H159V246H158ZM167 247H168V246H167ZM171 247H172V246H171ZM189 247H190V246H189ZM63 248H64V250H65V246H63ZM148 248H149V247H148ZM164 248H165V247H164ZM168 248H169V247H168ZM172 248H173V247H172ZM182 248H183V246H182ZM54 249H55V248H54ZM93 249H94V248H93ZM110 249H111V248H110ZM133 249H134V248H133ZM133 249H132V250H133ZM165 249H166V248H165ZM179 249H180V248H179ZM197 249H198V248H197ZM91 250H92V249H91ZM163 250H164V249H163ZM167 250H168V249H167ZM167 250H166V251H167ZM200 250H201V249H200ZM217 250H218V249H217ZM54 251H56V250H54ZM54 251H53V252H54ZM93 251H94V250H93ZM122 251H123V249H122ZM164 251H165V250H164ZM172 251H173V250H172ZM175 251H176V250H175ZM181 251H182V250H181ZM187 251H188V250H187ZM205 251H206V250H205ZM81 252H82V251H81ZM81 252H80V253H81ZM85 252H86V250H85ZM98 252H99V250H98ZM117 252H118V251H117ZM160 252H161V251H160ZM168 252H170V251H168ZM177 252H179V251H177ZM185 252H186V251H185ZM193 252H196V251H193ZM208 252H209V250H208ZM76 253H77V252H76ZM80 253H79V254H80ZM83 253H84V252H83ZM90 253H92V251H91ZM94 253H95V252H94ZM103 253H104V252H103ZM129 253H130V252H129ZM131 253H132V252H131ZM163 253H164V252H163ZM180 253H181V252H180ZM209 253L211 254V252H209ZM67 254H68V253H66V255H67ZM77 254H78V253H77ZM81 254H82V253H81ZM85 254H86V253H85ZM96 254H98V253H96ZM106 254H107V252H106ZM111 254H112V253H111ZM118 254H119V253H118ZM157 254L159 255V253H157ZM175 254H177V253H175ZM184 254H185V253H183V255H184ZM196 254H197V252H196ZM69 255H70V254H69ZM107 255H108V254H107ZM114 255H115V254H114ZM136 255H137V254H136ZM163 255H164V254H163ZM178 255H179V254H178ZM188 255H189V254H188ZM188 255H187V256H188ZM197 255H198V254H197ZM203 255H204V254H203ZM67 256H68V255H67ZM74 256H75V255H74ZM77 256H79V255H77ZM92 256H93V255H92ZM115 256H116V255H115ZM117 256H118V255H117ZM140 256H141V254H140ZM142 256H143V255H142ZM150 256H151V255H150ZM175 256H176V255H175ZM189 256H190V255H189ZM209 256H210V255H209ZM99 257H101V256L99 255L98 258H99ZM107 257H109V256H107ZM157 257H158V256H157ZM169 257H170V256H169ZM181 257H184V256H181ZM192 257H194V255H193ZM198 257H199V256H198ZM201 257H202V256H201ZM203 257H204V256H203ZM205 257H206V256H205ZM67 258H68V257H67ZM71 258H72V257H71ZM74 258H75V257H74ZM86 258H87V257H86ZM90 258H91V257H90ZM98 258H97V259H98ZM101 258H102V257H101ZM118 258H119V257H118ZM118 258H117V259H118ZM140 258H141V257H140ZM171 258H172V257H171ZM190 258H191V257H190ZM68 259H69V261H72V260H73V259L70 260V258H68ZM68 259H67V260H68ZM93 259H94V258H93ZM93 259H92V260H93ZM97 259H95V260H97ZM106 259H107V258H106ZM108 259H109V258H108ZM112 259H114L113 256H112ZM112 259H110V260H112ZM117 259H116V261H117ZM128 259H129V258H128ZM138 259H139V258H138ZM161 259H162V257H161ZM169 259H170V258H169ZM206 259H207V258H206ZM206 259H205V260H206ZM209 259H210V257H209ZM209 259H208V260H209ZM74 260H77V259L75 258ZM95 260H94V261H95ZM142 260H143V259H142ZM150 260H151V259H150ZM181 260H183V258H181ZM189 260H190V259H189ZM192 260H194V259H192ZM196 260H197V259H196ZM56 261H57V260H56ZM65 261H66V260H65ZM78 261H79V260H78ZM80 261H81V260H80ZM80 261H79V264H80ZM97 261H98V260H97ZM106 261H107V260H106ZM140 261H141V259H140ZM159 261H160V260H159ZM162 261H164V260L162 259ZM162 261H161V262H162ZM206 261H207V260H206ZM58 262H59V260H58ZM137 262H138V260H137ZM194 262H195V261H194ZM209 262H210V261H209ZM211 262H212V261H211ZM63 263H64V262H63ZM65 263H66V262H65ZM73 263H74V262H73ZM91 263H93V262H91ZM113 263H114V262H113ZM59 264H60V263H59ZM61 264H62V262H61ZM70 264H71V263H70ZM83 264H84V263H83ZM86 264H88V262H87ZM117 264H118V263H117ZM161 264H162V263H161ZM169 264H170V263H169ZM171 264H172V263H171ZM176 264H177V263H176ZM185 264H186V263H185ZM191 264H192V263H191ZM198 264H200V263H198ZM201 264H202V263H201Z\"/></svg>",
	"mask_w": 264,
	"mask_h": 264
}]
</instances>
